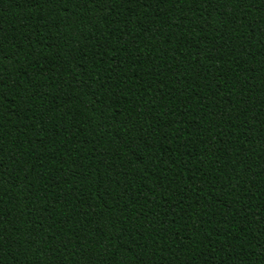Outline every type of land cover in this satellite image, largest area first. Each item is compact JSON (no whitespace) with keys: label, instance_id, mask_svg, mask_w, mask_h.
<instances>
[{"label":"trees","instance_id":"trees-1","mask_svg":"<svg viewBox=\"0 0 264 264\" xmlns=\"http://www.w3.org/2000/svg\"><path fill=\"white\" fill-rule=\"evenodd\" d=\"M0 264H264V0H0Z\"/></svg>","mask_w":264,"mask_h":264}]
</instances>
